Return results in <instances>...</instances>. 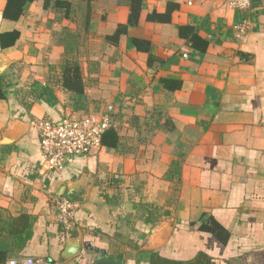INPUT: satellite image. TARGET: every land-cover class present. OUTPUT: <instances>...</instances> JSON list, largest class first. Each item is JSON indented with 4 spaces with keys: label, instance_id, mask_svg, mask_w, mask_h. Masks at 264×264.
<instances>
[{
    "label": "crops",
    "instance_id": "obj_1",
    "mask_svg": "<svg viewBox=\"0 0 264 264\" xmlns=\"http://www.w3.org/2000/svg\"><path fill=\"white\" fill-rule=\"evenodd\" d=\"M141 1L138 24L112 41L129 23L131 0H93L90 10L84 0H34L16 21L2 18L0 0V33L21 32L0 47V264L24 256L150 264L152 254L187 261L200 253L212 264H264V0L249 10L221 0ZM167 10L170 21L147 19ZM245 20L239 38L235 25ZM185 25L208 41L203 51L180 34ZM68 57L79 62L83 98L63 87ZM45 87L55 104L43 99ZM110 105L118 144L49 170L37 122ZM60 197L80 205L63 240ZM22 214L36 221L20 251L12 231ZM212 220L220 235L203 229ZM74 239L79 251L63 258Z\"/></svg>",
    "mask_w": 264,
    "mask_h": 264
},
{
    "label": "trees",
    "instance_id": "obj_2",
    "mask_svg": "<svg viewBox=\"0 0 264 264\" xmlns=\"http://www.w3.org/2000/svg\"><path fill=\"white\" fill-rule=\"evenodd\" d=\"M34 0H7L6 6L2 12V18L7 20L16 21L20 19L23 15L25 7L28 3ZM48 1V0H46ZM87 1L88 10H90V5L93 0H84ZM257 1V0H256ZM66 3L57 2L58 6H64ZM47 5V2H46ZM69 5V4H66ZM256 7L255 0H252V8ZM142 12V1L141 0H131L130 4V17L128 25H120L112 36H108L109 40L117 41L119 36L123 33H126L129 26H135L138 24L140 19V15ZM149 21L156 22H166L171 19V10H167L164 13L153 12L147 16ZM180 34L184 35L186 39L190 42L192 47L197 48L198 50H202L207 47L208 41L203 39L196 29L193 26L185 25L180 27ZM21 32L18 29H13L11 31H4L0 33V47L5 49L7 47L14 46L17 40L20 38ZM134 43L137 45L138 49L144 50L148 49L146 47V42L143 40H134ZM63 87L71 92L73 95H76L77 98H83L85 95V86L82 80L81 70L79 66V62L76 57H68L61 67ZM166 81V82H165ZM164 84L167 85V88L176 89L172 80H165ZM174 82V81H172ZM176 84V83H175ZM48 105H53L57 101L52 94L50 88H44L43 93L41 94ZM6 97V85L4 83L3 78L0 77V100ZM102 144L107 145L108 147H115L118 144V136L116 132L109 128L105 131L102 136ZM36 221V217L29 216L27 214H22L17 220L18 223L21 224V227L17 230L12 231V235L14 236V246L18 250H22L26 247L28 240L31 239L33 235V225ZM209 223V222H208ZM204 224L203 229L206 231H212L215 234L220 235L222 230L221 226L212 220V226L209 224ZM59 230L62 235V240L65 239L67 233L69 234V228L61 229L60 225H58ZM150 264H212L210 259L205 254H198L191 260L187 261H177L172 259H162L158 255L152 254Z\"/></svg>",
    "mask_w": 264,
    "mask_h": 264
},
{
    "label": "built area",
    "instance_id": "obj_3",
    "mask_svg": "<svg viewBox=\"0 0 264 264\" xmlns=\"http://www.w3.org/2000/svg\"><path fill=\"white\" fill-rule=\"evenodd\" d=\"M221 1L231 9L249 10L252 7V0ZM188 3L192 4V0ZM248 30L249 23L246 20L235 25L236 35L239 38H244ZM111 111L110 105L103 112L66 116L60 122L47 118L40 119L37 128L46 167L52 171H61L69 156L88 154L100 149L103 134L113 125ZM56 208L57 222L65 228H71L80 208L79 203L67 197H60L56 202ZM7 264H50V262L41 257L24 256L11 258Z\"/></svg>",
    "mask_w": 264,
    "mask_h": 264
},
{
    "label": "water",
    "instance_id": "obj_4",
    "mask_svg": "<svg viewBox=\"0 0 264 264\" xmlns=\"http://www.w3.org/2000/svg\"><path fill=\"white\" fill-rule=\"evenodd\" d=\"M80 249V239H74L67 242L64 251L62 252V257L67 259L75 255Z\"/></svg>",
    "mask_w": 264,
    "mask_h": 264
}]
</instances>
